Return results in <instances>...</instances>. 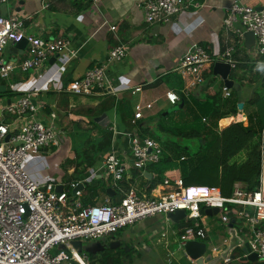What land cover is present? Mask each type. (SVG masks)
I'll list each match as a JSON object with an SVG mask.
<instances>
[{"label":"built area","instance_id":"obj_1","mask_svg":"<svg viewBox=\"0 0 264 264\" xmlns=\"http://www.w3.org/2000/svg\"><path fill=\"white\" fill-rule=\"evenodd\" d=\"M4 1L0 0V4ZM90 1L97 6L102 0ZM140 6L145 22H166L186 8L187 2L141 0ZM236 21L253 32L252 57L256 64L264 66V3L257 8L240 0H231L226 7L223 23L233 29ZM114 27V24L110 26L112 29ZM235 30L242 40L243 31ZM22 38L27 42L26 55L18 62L6 59L2 55L5 46ZM70 44L68 36L43 37L26 31L24 17L15 12L7 15L0 13V78H9L16 68H39L55 53H64L69 59L76 55ZM233 49L234 46H229L213 57L207 49L194 44L176 66L186 87L201 83L204 68L215 60L235 66L237 62L232 57ZM126 53L125 44H116L109 49L106 61L88 68L83 75L72 79L65 87L59 86L57 90L82 94L118 92L119 85L108 77L106 64L124 57ZM7 84L10 89L16 85L13 81ZM142 87L143 83L134 82L121 88H127L129 93L134 94L140 92ZM39 91L40 88H35L16 92L0 109V112L6 111L11 115L10 120L0 118V264H89L88 253L79 250L73 241L102 238L138 219L158 213L167 215L177 208L185 209L186 219L197 221L183 226L175 236L177 246L188 257L189 264H197L195 258L185 251L184 244L187 240L204 241L205 255L207 231L202 219L208 214L202 212L201 205L205 206L204 209L218 207V214L225 226L233 219L237 236L240 233V246L244 242L249 246V251H243V255L256 253V261L264 264V143L261 144V172L256 189H248L243 182L236 181L231 194L223 195L218 186L185 184L179 176L173 178L170 187L158 191L156 195H147L138 193L132 184L127 189L122 186L132 177V169L142 171L148 163L157 162L162 146L158 140L141 135L138 130H121L117 126V116H113L111 145L101 153L88 174L77 180L62 182L49 179L40 183L23 168L24 160L30 154L48 149L49 145H60L68 139V135L66 129L59 125L55 111L45 114V105L34 102L33 97ZM223 93L229 94L226 85L223 86ZM165 96L171 104L179 99L171 90L166 91ZM150 106V102L135 103L131 122L135 123L141 118L143 109ZM123 135L129 153L122 147L124 141L120 145L117 141V137ZM103 172L112 178L105 187L122 189L125 191L123 197L113 202L106 196L102 201L84 205L80 199L82 187L92 179L102 177ZM57 184L61 185L60 191L56 190ZM77 185L81 186L74 190ZM221 210L223 213H220ZM228 242L229 234L220 245L210 244L211 257L226 249ZM53 247L58 248L55 253L51 252ZM232 254L231 250L217 262H228L234 258Z\"/></svg>","mask_w":264,"mask_h":264},{"label":"crops","instance_id":"obj_2","mask_svg":"<svg viewBox=\"0 0 264 264\" xmlns=\"http://www.w3.org/2000/svg\"><path fill=\"white\" fill-rule=\"evenodd\" d=\"M230 1L231 0H186L187 7L176 13L169 21L147 23L143 19V10L140 6L141 0H102L97 6L90 0H6L0 4L1 14L7 15L15 12L19 16L24 17L26 31L34 35L43 37L68 36L71 40L70 47L76 51V55L68 59L64 53H55L49 56L39 68H30L28 70L16 68L9 78H0V85L6 86L3 92L7 91L6 94H0V109L16 92L40 88L41 92L39 91V93L33 97L34 102L45 105V114L51 111L56 112L59 125L69 132L68 137L71 136L72 132L67 129L62 122H69L71 129L75 132L72 125L76 122L86 127L91 125L90 121L93 119L102 124L110 123L111 125L113 116H117V126L121 128V130L139 131V127L137 126L138 119L135 123L131 122L133 108L137 102L143 104L147 102L151 103L149 108L143 109V116L141 117L144 121L148 119L146 125L151 123L159 129L162 126L157 119L154 118L150 120L146 112L147 109H151L154 104L158 102L160 110L165 109L163 113L159 114L166 115L171 110L179 109L184 119L178 124L185 127L190 123L187 126L189 127L192 123L189 121L186 114L189 115L190 112L189 110L180 109L181 107H179L178 104L183 103L181 100L182 97L184 96L188 99L190 107L199 115L202 114V110L198 102L204 99V95L216 91L220 84L222 85L223 93V86L225 84L220 75L218 79V74L213 73V63H210L204 68L203 81L189 88L186 87L181 73L176 69L184 53L191 49L194 44H199L215 57L227 47L234 46L232 57L236 60L237 65L244 64L249 66L255 63L252 57L251 47H246L244 38L241 40V37L235 30L241 29L243 31L244 28L242 23L240 21L234 22L233 29L223 23L224 13ZM240 1L255 7L261 6L264 3V0ZM112 24L115 25L113 29L110 28ZM12 42H9L5 46L2 55L6 59H13L18 62L27 53V43L24 48L19 46L16 52H14L15 49L12 48ZM119 43H123L127 46L126 55L120 59L108 61L106 64L108 77L119 85L118 92L82 94L67 90H57L59 86L65 87L72 79L83 75L88 68L106 61L109 49ZM239 67L240 66L230 65L229 77L237 82V85L232 87L237 90L236 95L243 104L241 108L237 106V112L235 114L221 117L218 120L219 128H223L233 121H241L243 120V116L245 119L242 122H246V116L243 111L244 102L248 99L245 91H243V84H245L246 80L241 84L231 77L233 71L244 74L242 68ZM237 68L238 70H235ZM11 81L16 84L13 89L8 88L7 83ZM134 82L143 83L140 92L131 94L127 88H121ZM227 88L230 94L231 88ZM168 90L174 91L179 96V99L174 104H171L165 96V92ZM229 94L225 95L223 93V96L228 97ZM110 95L113 96L115 100H126L128 102L127 105L132 109L129 125L125 126L120 121L114 109L104 110L96 115L93 112L88 113L86 111L88 107L98 106L104 97ZM165 103L171 105V107H162ZM46 109H49V111ZM104 112L107 115V121L103 122L104 118L99 120L96 119V117ZM0 118L10 120L11 115L6 111H2L0 112ZM117 138L119 145L124 141L122 147L129 153L124 135ZM77 143L78 141H76V144ZM73 149L74 146L72 145V150ZM42 153L43 152L30 154L24 160L22 164L23 168L33 179L40 183L49 179L61 181L55 178L59 173H46L45 169H37L38 162L36 158ZM100 155L101 153L98 155V158H100ZM73 156L74 151L65 159L72 158ZM91 167H89L78 179L88 174ZM145 170L140 171L132 169V172L136 171V174L134 176L132 175L129 181H127V187H122L127 189L130 184H132L138 190V193L156 195L158 191L170 187L173 178L180 176L178 168L166 170L165 177L167 181L170 182L161 183L152 189L150 193H147L144 186L148 183L145 182V185L144 178L142 177L143 175L147 181V177L143 174ZM72 171L73 166H68L67 174ZM71 179L72 178H67L66 181ZM91 182L92 180L90 183ZM90 183L88 182L82 187L83 192ZM104 185L106 186V184ZM97 192L98 194L93 197L95 202L102 201L106 196L113 202H117L123 197L125 191L122 189L121 191L112 189L109 191ZM155 215L147 218L152 219ZM165 219L172 222L171 228H168L166 225H161L159 227L157 226V228L149 233V236L154 240L153 244L156 246L159 244L162 249L159 250L158 247L149 246L145 241L143 243L145 244V250L146 248H148L149 251L153 249L155 254L163 252V258L164 260L166 259L165 261L169 262L168 264H183V262L189 264L188 257L178 248L175 240V236L178 234V229L175 224L184 222L187 219L183 218L175 222L169 219L167 215H165ZM226 228L227 226H225V231ZM120 230L121 228L117 230V232L105 235L104 237L115 235L118 238L120 244L114 248L121 247L120 245L122 244V248L126 251L130 247L135 250L132 241L122 239ZM206 233V244L208 246L206 247L205 254L210 253L211 255L210 244H214L212 240L213 236L211 238L209 232L207 231ZM239 235L240 233L238 236ZM225 236L224 233L222 239H224ZM105 240L98 239L97 241L82 245L81 249H78L86 251L87 253L99 254L100 251L104 250L101 242ZM209 240L212 243H210ZM141 245L140 243V247ZM126 246L128 248H126ZM86 248L90 250L87 251ZM207 249H209V251H207ZM141 251L144 250H138L139 256L141 255ZM232 252L236 255L235 257H237V255H241L242 249L240 246H237L232 249ZM237 258L241 259L240 257ZM243 260L249 259L246 258ZM164 263L165 262H162L161 264ZM226 263L228 262L222 263V261H220L215 264Z\"/></svg>","mask_w":264,"mask_h":264},{"label":"trees","instance_id":"obj_3","mask_svg":"<svg viewBox=\"0 0 264 264\" xmlns=\"http://www.w3.org/2000/svg\"><path fill=\"white\" fill-rule=\"evenodd\" d=\"M252 63L247 66L239 64L243 73L232 72L231 77L241 84L246 82H259L264 90V66ZM239 67V68H240ZM248 73V74H247ZM230 94L224 97L222 85L211 94L204 95V99L198 102L202 114H197L186 97H182L183 103H178L180 109L189 110L186 114L191 126L180 129L170 130L163 125L162 131H166L170 136L160 143L162 152L157 162L148 163L146 170L152 173L149 183L145 190L150 193L152 189L161 183L166 182V170L178 168L180 176L185 184H205L218 186L223 195H230L233 185L236 181L243 182L248 189H256L259 186V177L261 172V144L264 143V92L260 97L254 100H246L243 105V111L246 116V122L233 121L223 128L218 127V120L227 115H233L237 112V103L240 98L236 95L237 90L230 87ZM0 92V94H6ZM12 94V93H11ZM126 100H115L113 96H106L98 106H91L86 109L88 113L95 115L102 111L114 109L120 121L129 125L132 109L127 105ZM251 107V108H250ZM49 111V109H46ZM45 111V110H44ZM205 119H203V117ZM244 119V116H243ZM146 119L139 118L137 126L141 135H148L159 140V134L151 130L146 124ZM90 126H82L79 122L72 126L75 129V136L83 138L74 145V156L66 159L64 166H73V171L67 174V170L62 174L68 179L77 180L87 169L95 165L99 158L98 155L111 145L113 131L110 123L102 124L91 119ZM167 129V130H164ZM184 139L193 140V144L186 143ZM161 142V141H160ZM135 172H132L134 176ZM99 178L92 179V182L86 186L81 201L84 205L95 202L93 197L98 194L97 191L104 192V184H97ZM70 181V180H68ZM127 187V182L123 183ZM205 206L201 205L202 212ZM225 212V211H224ZM223 213V210L220 211ZM231 219L232 213H229ZM189 218L184 222L175 224L178 232L182 227L188 224L196 223ZM199 224V223H198ZM201 224V223H200ZM134 249L126 251L122 247H106L99 254L88 252L89 264H128L131 263V256ZM226 264H259L257 261L243 260L237 257L231 259Z\"/></svg>","mask_w":264,"mask_h":264},{"label":"rangeland","instance_id":"obj_4","mask_svg":"<svg viewBox=\"0 0 264 264\" xmlns=\"http://www.w3.org/2000/svg\"><path fill=\"white\" fill-rule=\"evenodd\" d=\"M235 70H238L235 69ZM219 75H217V78ZM244 89L246 93V97L248 98L247 100L251 101L254 100L264 92L263 87L260 85V83L254 82H245ZM169 106L171 105L164 104V106ZM168 107V108H169ZM165 110V109H164ZM164 110H160V106L158 102L154 104V106L151 109H147L146 112L149 115L150 120L151 119H157L160 124H162L165 128H168L169 131L173 129H180L183 126L179 125L178 123L183 121V115L179 112V109L171 110L169 111L166 115H161L159 113H163ZM67 129H69L72 134L68 139L63 140L60 145L56 146H48V149L46 150H41L40 152H43L40 154L36 160L38 162L37 169H45L46 173H51V172H56L59 173L57 177H55L58 180H61L62 182H66L67 177L62 176V174L67 170V168L64 166L66 159L69 155L72 154V145L74 146L76 144V141L80 142L83 138L81 136H75L74 135V130L71 129L70 123L69 122H62ZM84 126V125H82ZM151 130H154L157 134H159V141L160 143H163L165 139L172 136L169 135V133H166V131H162L159 129L157 126L153 124L147 125ZM167 130V129H164ZM67 132V130H66ZM67 135L69 136V132H67ZM186 143L193 144V140L191 139H184ZM112 178L103 172L102 177L97 180V184H109L111 183ZM141 218L136 220L134 223H129L125 226H123L120 230V235L122 236V239H126L129 241L133 242V246L135 250L132 252L131 258V263L128 264H161L162 262H165L164 264H168V261H165L163 258V252H159V254H155L153 252V249L151 251L146 248L145 250V244H143L145 241L149 246H154L158 247L159 250L162 249V247L158 244L156 246L154 243L153 238L149 236V233L152 232L153 229L157 228V226L161 225H166L170 227L172 225V222L165 219V215L162 213L156 214L152 219H146ZM202 223L205 224L206 230L209 232L211 235V238L214 242V244H220L222 242L223 234L228 235L227 228L225 231V224L223 223L220 214L217 213H212L207 215L204 219H202ZM212 224V225H211ZM98 239H101L100 237L98 238H86L82 240V245L88 244L92 241H97ZM140 243L142 244L140 247ZM84 247V246H83ZM143 249L144 251H141V255H138V250ZM58 250L57 247H53L51 249L52 253H55ZM84 250V249H83ZM130 248L128 249V251ZM209 251V249H207ZM181 252V251H180ZM177 255V254H175ZM158 259V260H156ZM164 260V261H163ZM98 264V262H96ZM175 264V263H174ZM182 264V263H181ZM183 264H186V262H183Z\"/></svg>","mask_w":264,"mask_h":264},{"label":"water","instance_id":"obj_5","mask_svg":"<svg viewBox=\"0 0 264 264\" xmlns=\"http://www.w3.org/2000/svg\"><path fill=\"white\" fill-rule=\"evenodd\" d=\"M257 8H260V6H258ZM243 37H244V44L246 45L247 48H250L255 41V37L253 35V32L251 30H247L244 29L243 30ZM26 39L22 38L20 40L17 41H13L12 42V48L15 49L14 52H16L17 47H22L24 48L26 45ZM212 71L214 74H218L221 76V78L223 79L224 84L227 87H232V86H236L237 82H235L233 79H231L229 77V72H230V64L226 61L223 60H215L213 62L212 65ZM6 88L5 85H0V92L4 91ZM242 102L239 101L237 103L238 108L242 107ZM104 118V121H107V115L106 113H102L101 115H99L98 117H96V119H102ZM143 174L147 177V183H149L150 179H151V173L149 171H144ZM81 185H77V187L74 188V190L76 188H78ZM56 190H61V185L57 184L56 186ZM112 190L111 187H106V191ZM219 211L218 207H209L205 209V212L207 214H212V213H217ZM185 209L183 208H177L173 211H169L167 213V217L175 222H178L180 219L186 218L185 215ZM233 220L229 222V225L227 226V232L229 234V242H228V246L226 249H224L219 255L211 257L210 253L207 254H203L204 250H205V242L204 241H200V240H187L184 244V248L185 251L193 258H195V261L197 262V264H215L219 259L222 258V256H226L228 254L229 251H231L233 248L240 246L239 243V238L236 234V229L235 227L232 225ZM74 246H76L77 248L81 249L82 247V243L80 240H76L72 242ZM99 243V242H98ZM120 244V241L118 239H111L109 241V247H116ZM241 249L243 251H249V246L247 242H244V244L242 246H240ZM126 248H128L126 246ZM87 251H89V248H86ZM233 256V255H232ZM241 259H249V260H255L257 258V254L256 253H249L247 256L242 255L240 257Z\"/></svg>","mask_w":264,"mask_h":264},{"label":"flooded vegetation","instance_id":"obj_6","mask_svg":"<svg viewBox=\"0 0 264 264\" xmlns=\"http://www.w3.org/2000/svg\"><path fill=\"white\" fill-rule=\"evenodd\" d=\"M101 239L102 240L107 239V240L101 242L102 246L104 247L103 249H105L106 247H108V244H109L108 241H110L109 239H118V238L115 235H111L109 237H102ZM120 246L122 247L123 245L121 244Z\"/></svg>","mask_w":264,"mask_h":264},{"label":"clouds","instance_id":"obj_7","mask_svg":"<svg viewBox=\"0 0 264 264\" xmlns=\"http://www.w3.org/2000/svg\"><path fill=\"white\" fill-rule=\"evenodd\" d=\"M185 219H186V218H185ZM232 220H233V219H232ZM232 220H231V221H232ZM233 224H234V222L232 223V225H233ZM116 232H117V231H116ZM81 243H82V242H81ZM242 253H243V250H242ZM242 253H241L240 257L243 255ZM232 255H233V257L236 256L234 253H233Z\"/></svg>","mask_w":264,"mask_h":264},{"label":"bare ground","instance_id":"obj_8","mask_svg":"<svg viewBox=\"0 0 264 264\" xmlns=\"http://www.w3.org/2000/svg\"><path fill=\"white\" fill-rule=\"evenodd\" d=\"M223 123V122H222Z\"/></svg>","mask_w":264,"mask_h":264}]
</instances>
